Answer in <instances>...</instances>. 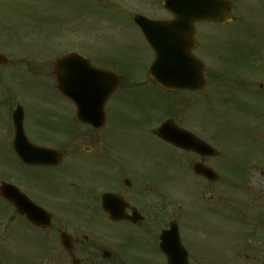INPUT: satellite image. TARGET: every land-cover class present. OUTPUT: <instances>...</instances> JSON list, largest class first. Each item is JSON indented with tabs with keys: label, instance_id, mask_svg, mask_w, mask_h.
<instances>
[{
	"label": "flooded vegetation",
	"instance_id": "obj_1",
	"mask_svg": "<svg viewBox=\"0 0 264 264\" xmlns=\"http://www.w3.org/2000/svg\"><path fill=\"white\" fill-rule=\"evenodd\" d=\"M42 2L31 20H26L28 12L16 11L20 19L17 25L23 30L13 34L8 30L14 27L1 15L0 1V189L14 187L5 190L3 196L8 199L0 193V243L14 232L17 235L29 232L47 242L39 248L45 249L44 255L48 254L51 264H127L118 250L132 247L150 248L158 258L156 264H168L160 250V237L176 223L182 239L181 220L173 217H178L183 205L179 199L168 198L165 182L180 184L184 169L193 172L196 166L200 170L210 167L227 172L233 163L230 153L204 155L179 149L161 139L158 128L172 121L216 149L213 130L198 121L193 131L188 130L180 122V105L169 102L172 93L154 84L127 87L124 83L107 102L106 116L89 118L92 125L78 121L75 105L56 90L54 28L50 12L42 9ZM86 4L87 0H80V10H72L63 23L86 26L87 9H83ZM71 52L90 58L81 49H71L65 54ZM90 59L115 71L120 64L110 65L117 63L110 62L111 57L109 62L104 61L105 65ZM153 88L164 94L165 116L122 120L112 116L108 104L116 95L126 100L136 98L138 92L151 93ZM53 93L64 105L55 107L50 99ZM35 148L50 152L37 156ZM25 155L31 160L24 162ZM153 170L158 171L156 180ZM194 178L197 184L211 189L221 182L198 173ZM212 193L207 194L210 200L214 199ZM10 199L22 206L28 200L43 209L48 213L46 225L32 224ZM219 204L209 205L210 213L218 214L222 202ZM258 204L256 226L245 225L244 213L229 214L236 218L226 215V220L264 232V205ZM0 252L8 254L14 250L0 248ZM188 255L189 264H194L192 253L188 251ZM1 264H6L4 259Z\"/></svg>",
	"mask_w": 264,
	"mask_h": 264
},
{
	"label": "rangeland",
	"instance_id": "obj_2",
	"mask_svg": "<svg viewBox=\"0 0 264 264\" xmlns=\"http://www.w3.org/2000/svg\"><path fill=\"white\" fill-rule=\"evenodd\" d=\"M162 1L87 0L88 4L83 5L87 9V24L80 27L78 22L63 23L72 10H80V0H43L42 9L50 12L52 18L55 58L68 50L81 49L100 65L109 62L110 57V62H117L110 65L120 62L116 71L134 82L144 79L152 54L140 42L132 17L144 14L151 18H170V13L161 7ZM229 1L233 6L232 23L225 27L213 23L196 25L199 46L195 53L205 63L207 87L197 94L169 96V102L180 105V122L192 131L197 121L213 130L216 147L223 156L230 153L233 162L230 175L218 171L221 182L213 189L197 184L192 172L186 169L180 175V184L165 182L168 198L179 199L183 205L178 217L173 218L181 220L182 243L192 253L194 264H264V232L226 220V215L244 213L245 219L256 226L255 209H260L258 203L264 205V0ZM40 2L2 0L1 15L14 27L8 31L14 34L23 30L17 25L20 22L17 10L28 12L26 20H31ZM123 42L126 43L123 45ZM125 85L133 84L127 81ZM150 92H138L136 98L132 95L126 100L116 95L108 104L109 111L121 120L165 116L164 94L156 88ZM50 99L55 107L64 105L55 93ZM157 174L158 171H152L153 180ZM208 193H212L213 200L208 198ZM220 201V212L210 213L209 205L219 206ZM243 203L248 205L247 210ZM126 244L131 243L126 241ZM42 245V237L37 234L14 232L0 243V248L14 250L8 254L0 252V264L3 259L6 264H51L48 254L44 255L45 249L39 248ZM118 255L129 264L158 261L150 248H119Z\"/></svg>",
	"mask_w": 264,
	"mask_h": 264
},
{
	"label": "water",
	"instance_id": "obj_3",
	"mask_svg": "<svg viewBox=\"0 0 264 264\" xmlns=\"http://www.w3.org/2000/svg\"><path fill=\"white\" fill-rule=\"evenodd\" d=\"M162 5L173 14V19L151 20L143 16L134 18L155 53V60L150 66L151 78L167 89H200L205 85V79L203 64L192 54L196 46L195 23L213 22L224 26L232 21V5L227 0H165ZM76 58L80 57L73 54L57 62L58 90L73 101L82 103V107L79 105V117L87 119V115L96 116L103 111L102 105L120 88L122 78L113 72L91 66L84 58H80L85 64L83 68H65L67 60L76 61ZM169 126L170 124H165L159 134L170 143L187 150L197 148L201 153H211L195 139L188 140V135L171 133ZM196 172L211 180L218 179L211 170L196 168ZM28 214L34 217L35 222L38 221L36 211ZM162 240V249L167 253L170 264H188L187 253L182 248L177 229L164 233Z\"/></svg>",
	"mask_w": 264,
	"mask_h": 264
}]
</instances>
